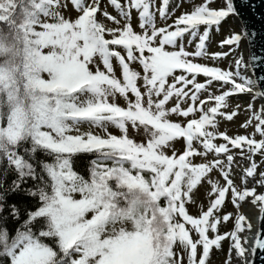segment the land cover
Returning <instances> with one entry per match:
<instances>
[{
  "label": "snow or ice",
  "instance_id": "6c2138e0",
  "mask_svg": "<svg viewBox=\"0 0 264 264\" xmlns=\"http://www.w3.org/2000/svg\"><path fill=\"white\" fill-rule=\"evenodd\" d=\"M183 7L0 0V264H208L223 241L222 264L264 253V11ZM241 107L244 134L220 130Z\"/></svg>",
  "mask_w": 264,
  "mask_h": 264
},
{
  "label": "rangeland",
  "instance_id": "374dc122",
  "mask_svg": "<svg viewBox=\"0 0 264 264\" xmlns=\"http://www.w3.org/2000/svg\"><path fill=\"white\" fill-rule=\"evenodd\" d=\"M65 2H67V0H65ZM173 2H181L184 6L183 10L189 11V10H191L193 0H173ZM108 10H109V12L112 11L110 8ZM65 15L66 16H72V17H74L76 15L75 12L72 11L70 3L68 4L67 9L65 10ZM168 22L171 23V20H169ZM132 23L135 26L137 24V20L135 18H133ZM233 27H235V25ZM216 39H218V38H216ZM240 47H241V49H245L243 42H241ZM188 50H190V51L194 50V45H189ZM207 50L209 52H212V51H219L221 49L219 48V45H218V43L215 42V40H210L209 43L207 44ZM198 62L207 63L210 66L213 65V62L210 60H202V61H198ZM215 66H225L226 67L227 64H226V62H224L223 65H221L220 62H216ZM114 67L118 68V65L114 64ZM203 79L204 78L202 76L198 77V82H203ZM206 95H207L206 93H202L200 95V99H205ZM237 102L238 101H236L235 98H233V103H237ZM188 103H191V101H188ZM210 103H211L210 101H206L205 107H207ZM172 119L175 120V119H179V118L178 117H172ZM245 119H246V117L244 114V108L241 107L239 114L237 116H235L233 122H221L220 123V130L227 131L229 135H235L237 133L244 134V129L242 127H237V125L242 123ZM84 127H87V126L85 125ZM93 131H99V130L93 129ZM110 131H112L113 134H115L118 130L110 129ZM248 134L251 135L250 130H249ZM219 142H221V141L217 140V143H219ZM176 147H177V149H180L181 144L177 143ZM233 151H236V150H233ZM257 159H259V158H257ZM233 178L237 179L235 174H233ZM206 191H207L206 188L201 187L199 192H197L194 195L195 204H193V203L186 204V210L188 211V213L190 215H193L194 217L198 216L200 213V210H201V206H205V207L207 206L208 196L206 195ZM221 210H222V212H233L234 211V206L230 202V199L226 198L224 204L222 205ZM218 228H219V232L223 233L224 231L231 228V224H226L225 222H223L221 220V222L218 225ZM191 235L194 236L195 233H191ZM222 244H223V249L221 250V252L218 251L217 253H219V254H217V256L214 254V257L208 262V264H222V261L224 260L225 255H226L227 241H223Z\"/></svg>",
  "mask_w": 264,
  "mask_h": 264
},
{
  "label": "trees",
  "instance_id": "16d2710c",
  "mask_svg": "<svg viewBox=\"0 0 264 264\" xmlns=\"http://www.w3.org/2000/svg\"><path fill=\"white\" fill-rule=\"evenodd\" d=\"M92 157L91 156H81L79 157L76 162H75V169L80 172V173H84L88 167V161L91 159ZM223 243V242H222ZM215 251V252H214ZM218 251L215 249V247H213V249L211 250V253H210V259L209 261L214 257V254L217 256V253ZM221 252V250L219 251ZM208 261V262H209Z\"/></svg>",
  "mask_w": 264,
  "mask_h": 264
},
{
  "label": "water",
  "instance_id": "95a60500",
  "mask_svg": "<svg viewBox=\"0 0 264 264\" xmlns=\"http://www.w3.org/2000/svg\"><path fill=\"white\" fill-rule=\"evenodd\" d=\"M257 3H258V11H264V6L259 5V0H257ZM260 24H261V22H259V21L256 22L255 26L257 27V30H259ZM247 55H248V52L246 54V57H247ZM261 88H264V84H261ZM254 264H264V253L257 252V254L254 258Z\"/></svg>",
  "mask_w": 264,
  "mask_h": 264
},
{
  "label": "bare ground",
  "instance_id": "6f19581e",
  "mask_svg": "<svg viewBox=\"0 0 264 264\" xmlns=\"http://www.w3.org/2000/svg\"><path fill=\"white\" fill-rule=\"evenodd\" d=\"M244 47H245V45H244ZM243 54L246 57V54H247V50L246 49H244V53ZM243 211H245L252 218V222L255 224L256 223L255 210L245 207L243 209Z\"/></svg>",
  "mask_w": 264,
  "mask_h": 264
}]
</instances>
